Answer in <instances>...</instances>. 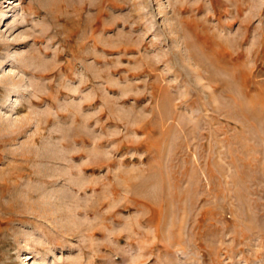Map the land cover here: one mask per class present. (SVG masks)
I'll use <instances>...</instances> for the list:
<instances>
[{"label": "rangeland", "instance_id": "1", "mask_svg": "<svg viewBox=\"0 0 264 264\" xmlns=\"http://www.w3.org/2000/svg\"><path fill=\"white\" fill-rule=\"evenodd\" d=\"M0 264H264V0H0Z\"/></svg>", "mask_w": 264, "mask_h": 264}, {"label": "bare ground", "instance_id": "2", "mask_svg": "<svg viewBox=\"0 0 264 264\" xmlns=\"http://www.w3.org/2000/svg\"><path fill=\"white\" fill-rule=\"evenodd\" d=\"M103 9V8H102ZM98 12V11H97ZM64 16H66V15H64ZM68 18V17H67ZM65 19V18H64ZM56 20V19H55ZM60 20H61V18L60 17H58L57 18V22L59 21L60 22ZM71 20V19H70ZM68 26V25H67ZM88 29V28H87ZM72 37V36H71ZM41 77V76H40ZM96 235V234H95ZM116 258H118V257H116ZM116 260V259H115ZM115 262V261H114Z\"/></svg>", "mask_w": 264, "mask_h": 264}]
</instances>
